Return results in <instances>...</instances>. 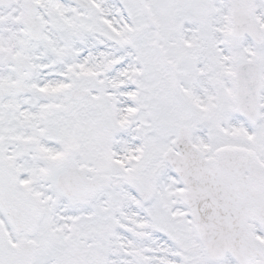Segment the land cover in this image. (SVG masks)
<instances>
[{"label": "snow or ice", "instance_id": "obj_1", "mask_svg": "<svg viewBox=\"0 0 264 264\" xmlns=\"http://www.w3.org/2000/svg\"><path fill=\"white\" fill-rule=\"evenodd\" d=\"M0 264H264V0H0Z\"/></svg>", "mask_w": 264, "mask_h": 264}]
</instances>
